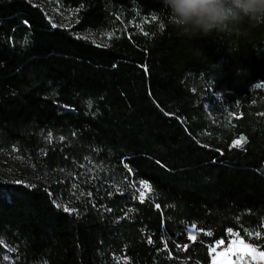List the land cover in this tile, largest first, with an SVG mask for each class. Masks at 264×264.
<instances>
[{
	"label": "trees",
	"instance_id": "obj_1",
	"mask_svg": "<svg viewBox=\"0 0 264 264\" xmlns=\"http://www.w3.org/2000/svg\"><path fill=\"white\" fill-rule=\"evenodd\" d=\"M55 1L74 26L0 0V155L33 174L0 180V264H211L229 229L264 252V23L188 38L161 0Z\"/></svg>",
	"mask_w": 264,
	"mask_h": 264
},
{
	"label": "clouds",
	"instance_id": "obj_2",
	"mask_svg": "<svg viewBox=\"0 0 264 264\" xmlns=\"http://www.w3.org/2000/svg\"><path fill=\"white\" fill-rule=\"evenodd\" d=\"M172 25L188 38L264 23V0H161Z\"/></svg>",
	"mask_w": 264,
	"mask_h": 264
},
{
	"label": "rangeland",
	"instance_id": "obj_3",
	"mask_svg": "<svg viewBox=\"0 0 264 264\" xmlns=\"http://www.w3.org/2000/svg\"><path fill=\"white\" fill-rule=\"evenodd\" d=\"M32 2L39 6L47 15L48 19L52 22V24L56 27L61 28H71L75 25L76 19L72 12L62 9L55 0H32ZM146 18L143 17L142 21ZM140 23V22H139ZM83 37L93 41L97 45H101L103 43V39L99 38L97 35L91 32H86L81 34ZM262 86V84H258L257 87ZM208 111L211 112V108L208 107ZM0 180L4 182L6 185L10 184H29L33 180V174L31 170L22 164L16 157L13 155H0ZM149 191L144 190V198L147 197ZM67 206L69 209L70 207ZM192 235H196V231L193 227H190L188 230ZM215 246V245H214ZM213 246V247H214ZM228 244H225L221 248H216L215 253L211 251L212 256L217 253L222 252V248H227ZM239 248L240 251L247 254V249H244L242 245L234 246L232 251H235L236 248ZM9 252L11 251L9 248L5 247ZM212 249V248H211ZM258 249V248H257ZM258 252H262L258 249ZM231 255V262H235L236 257L232 255V252L223 253V255H217L216 264H224L225 258ZM213 264V260L211 261ZM239 264H244V261L241 260ZM252 264H264V258H259L258 260L252 261Z\"/></svg>",
	"mask_w": 264,
	"mask_h": 264
},
{
	"label": "snow or ice",
	"instance_id": "obj_4",
	"mask_svg": "<svg viewBox=\"0 0 264 264\" xmlns=\"http://www.w3.org/2000/svg\"><path fill=\"white\" fill-rule=\"evenodd\" d=\"M153 19H155V17H153ZM161 27H163V25H161ZM113 34H109V38H112ZM145 35H147V33H145ZM147 70V69H145ZM51 133H49V139H51ZM61 140H63V137H60ZM247 143V138L243 135H241L240 137H238L237 139L233 140L230 147L233 148H243L244 145ZM129 171H131L129 169ZM144 190H147L149 192L152 191V186L146 182V181H140V198H141V202H143L144 199ZM89 195H91L89 193ZM57 207H61V205L57 204ZM157 208L160 207V205H156ZM63 210L65 212H72L75 211L74 209H69L67 206L63 207ZM193 228H195V225L192 226ZM246 234L248 236H255L257 239H259L261 237V233L260 232H250L248 230H245ZM207 235L211 236L212 233L211 232H207ZM228 246L227 248H222V252L221 253H217L216 255L212 256V260H213V264H216L217 262V255H223V253H228V252H232V255H235L236 260L235 262H232V264H239V262L241 260L244 261V264H252V261L254 260H258L259 258H264V252H258V249L256 247H254L253 245H251L250 243H246L244 241V238L240 236L239 232H233V230L229 229L228 230ZM189 239L190 240H195V236L191 234V232L189 233ZM149 243H152L151 239H149ZM224 240L220 239L218 241H216V244L214 247H212L211 251L215 253L216 248H221L224 245ZM242 245L244 249H247V254H245L244 252L240 251L239 248L237 247L235 251H232L234 249V246H239ZM165 247H167V244H165ZM187 247V246H185ZM5 259H7V257H5ZM229 262H231V255L227 256L225 258V262L224 264H229ZM125 264H127V261L125 260Z\"/></svg>",
	"mask_w": 264,
	"mask_h": 264
}]
</instances>
